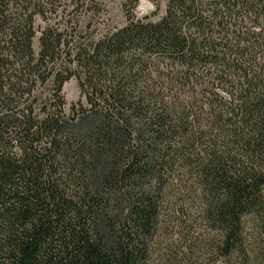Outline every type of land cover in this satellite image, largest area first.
<instances>
[{"label":"trees","instance_id":"trees-1","mask_svg":"<svg viewBox=\"0 0 264 264\" xmlns=\"http://www.w3.org/2000/svg\"><path fill=\"white\" fill-rule=\"evenodd\" d=\"M137 2L0 0V264H264V0Z\"/></svg>","mask_w":264,"mask_h":264},{"label":"rangeland","instance_id":"rangeland-1","mask_svg":"<svg viewBox=\"0 0 264 264\" xmlns=\"http://www.w3.org/2000/svg\"><path fill=\"white\" fill-rule=\"evenodd\" d=\"M120 0H106L108 5L107 9L109 13L115 16V20L118 21L122 18V12L119 9ZM164 0H138L136 7L134 8V14L141 18L143 16L155 17L160 14L164 7ZM158 4V7H156ZM155 13L154 15H152ZM36 47V45H35ZM63 95L66 101V107L70 103L75 102L78 99V88L75 80L71 79L63 85Z\"/></svg>","mask_w":264,"mask_h":264}]
</instances>
